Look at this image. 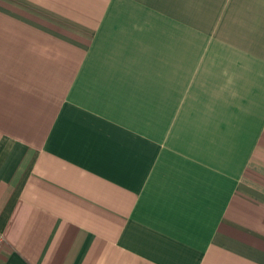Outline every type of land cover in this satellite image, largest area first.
I'll use <instances>...</instances> for the list:
<instances>
[{"label":"crops","instance_id":"obj_1","mask_svg":"<svg viewBox=\"0 0 264 264\" xmlns=\"http://www.w3.org/2000/svg\"><path fill=\"white\" fill-rule=\"evenodd\" d=\"M0 264H264V0H0Z\"/></svg>","mask_w":264,"mask_h":264}]
</instances>
